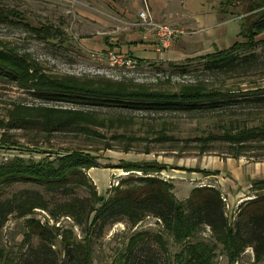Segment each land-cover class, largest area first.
<instances>
[{"label":"rangeland","instance_id":"rangeland-1","mask_svg":"<svg viewBox=\"0 0 264 264\" xmlns=\"http://www.w3.org/2000/svg\"><path fill=\"white\" fill-rule=\"evenodd\" d=\"M225 1L0 0V7L9 12L6 21L0 22V45L27 56L46 75L62 79L105 78L116 85L144 87L152 92H176L181 85L202 80L207 88L215 87L223 92L236 93L234 99L241 100L243 98L240 97L241 92L264 88V48L257 51L261 55L262 64L241 74H208L202 71V65H193L190 70L192 72L180 75L169 66L183 65L188 59L207 55L217 40L208 37V33L210 35L212 30L219 27L226 29V20H229L230 30L231 26L235 28V34L240 31V23L248 15L245 4L247 0H233L237 2L235 8L226 7ZM147 9L155 22L184 31V38L198 36L196 40H188V45L191 43L199 48L198 43H203L204 48L193 53H180L176 59L171 60H167L166 56L171 50L158 53L155 49L153 51L155 53L152 55V52L149 53L152 58L142 63L138 61L139 65L134 71L111 66L107 60L109 50L107 48L125 50L132 42L159 47L155 30L143 25L140 20V13ZM199 23L201 27H198ZM40 28L44 31L55 29H52L50 34H45L47 37L43 39V32L36 31ZM146 35H149L147 39L141 37ZM203 35L212 39L201 40ZM179 39L180 37L175 39L174 45L178 44ZM258 40H264V33ZM235 41L244 42L239 35ZM235 41L230 42L228 46L235 44ZM109 44H112V47H109ZM17 105L28 107L46 105L98 111L99 119H103L105 124L94 128L99 136L92 137L76 136L71 133L46 135L39 130L27 131L0 126V164L16 157L35 161L48 156L54 159L57 154L73 150L90 152L98 157V162L103 166L117 167L122 161H157L167 166L160 176L174 183V192L180 201L186 200L196 186L213 185L220 189L231 225L243 221L239 213L241 206L253 197L250 191L251 180L264 179L262 144H254L253 149H249L236 159L234 151L227 144L214 143L206 152H202L201 145L195 140L207 134L223 133L231 127L236 129L244 126H263L264 108L257 109L237 104L218 112L187 114L74 107L62 103H44L16 83L0 77V121H8L10 113ZM120 137H124L125 140L122 141ZM2 139L7 141L6 145L2 144ZM187 169L219 171V174L205 176L199 172H189ZM92 170L88 171V176L102 196H107L112 186L129 175L121 169H109L104 172L106 179L101 173L104 168ZM22 190L40 192L51 203L52 209L56 203L63 200V197L52 196L42 187L27 184L6 188L3 198H11ZM75 196L87 197L89 191L86 188H79ZM30 218L40 220L41 223L49 221L50 225L71 230L77 241H84L85 233L67 217H61L56 224L50 219L48 211L37 209ZM27 219L28 217L20 218L16 214L9 216L0 231V248L3 250L0 264H25L31 261L32 250L40 247L39 237L32 236L31 240L27 238V234L30 233ZM139 232L147 233L142 245L159 255L160 264H177L175 256L184 248V244H177L153 217H147L137 227L117 223L105 229L98 237L93 236L91 263L124 264L123 257L129 240L134 233ZM156 234L163 235L166 250L156 243L154 238ZM192 241L211 243L209 228L200 231ZM53 249L59 255L63 253L58 244ZM214 260L216 264H233L221 246L216 250ZM234 264H264V257L257 261L254 248L249 247Z\"/></svg>","mask_w":264,"mask_h":264},{"label":"trees","instance_id":"trees-1","mask_svg":"<svg viewBox=\"0 0 264 264\" xmlns=\"http://www.w3.org/2000/svg\"><path fill=\"white\" fill-rule=\"evenodd\" d=\"M224 4L226 7L237 6L233 0H226ZM245 4L248 15L241 21L240 32L244 42H237L227 50L188 59L183 65L169 66L180 75L192 72L193 65H202V71L208 74L230 75L246 73L262 64L257 51L264 48V40H258L264 33V0H247ZM8 15V10L0 7V22H5ZM43 28L36 29L43 32V39L47 37L45 34L55 29L44 31ZM0 77L16 83L44 103L74 107L187 114L218 112L237 104L264 108V88L241 92L240 97L243 98L236 100V93L207 88L202 80L181 85L176 92H152L144 87L116 85L105 78L68 80L46 75L30 58L1 45ZM10 115L8 121H0L1 128L39 130L46 135L71 133L76 136H99L94 128L105 122L99 119L98 111L46 105H17ZM120 139L125 140L124 137ZM195 140L201 145L202 152H206L214 143L227 144L237 159L253 149L254 144H262L264 148V125L231 127L223 133L207 134ZM6 143L2 139V144ZM49 157L40 161L16 157L0 164V231L9 216L16 214L20 218L28 217V240L32 236L41 239L40 247L32 250V259L25 264H92L93 236L98 237L117 223L137 227L147 217L157 219L177 244H184V248L175 256L177 264H216L214 259L219 246L233 264L249 247L254 248L257 261L264 257V179L251 180L253 197L241 206L239 213L243 221L231 225L220 189L213 185L196 186L186 200L180 201L175 195L174 183L160 176L167 166L157 161H122L117 167L103 166L98 162V157L83 150L57 154L54 159ZM93 168L121 169L129 175L112 186L107 196H102L88 176V171ZM187 171L205 176L219 174V171L204 169ZM17 184L42 187L52 196L63 197V200L52 209L51 203L40 192L31 190H22L4 199L5 189ZM79 188H86L89 196H75ZM37 209L48 211L50 219L56 224L61 217L71 219L85 233L84 241H77L71 230L50 225L49 221L41 223L30 218ZM204 228H209L212 242L192 241ZM146 235L139 232L130 238L123 257L124 264H160L159 255L142 245ZM154 238L166 250L163 235L156 234ZM57 244L63 252L60 255L53 249ZM2 254L0 248L1 258Z\"/></svg>","mask_w":264,"mask_h":264},{"label":"crops","instance_id":"crops-1","mask_svg":"<svg viewBox=\"0 0 264 264\" xmlns=\"http://www.w3.org/2000/svg\"><path fill=\"white\" fill-rule=\"evenodd\" d=\"M228 22L229 20H226L225 23L227 25L226 26V29H222V27H219L218 29H214L212 30V32L208 33V37H214L216 38V44L214 43L213 44V47L210 49V51L208 52V54H212V53H215L217 51H223V50H227L229 49L230 47L232 46H228L230 44V42H233L236 40V37L239 35L240 36V32H241V23H240V31L237 32V34H235V28L233 26H231V30H230V25H228ZM198 27H201V23L198 24ZM206 34V33H205ZM185 35V34H184ZM184 35H181L180 36V39L178 41V44L177 45H174L175 41L173 42V44L168 48V49H163L159 39V43L157 44L159 47H156V46H150V45H147V46H143V45H139L141 43H138L136 44V42H132L130 43L131 46H126V49L124 50L123 48H121L120 50L119 49H110V48H107L109 49L107 51L108 52H118V53H125V54H129L131 55L132 57H134L135 59H137L139 62H144L145 60L147 59H151L152 57H150L149 53H151V55L155 52H153L155 49H157L158 53L162 52V51H170L169 54L166 53V56H167V60H171V59H176L178 54L180 53H193L195 51H199V50H202L204 48L203 46V43H198L199 45V48H196L194 47L191 43H189L188 45V40H196L198 36H193V37H190L188 39L184 38ZM183 36V37H182ZM141 37H144V39H147L149 37V35H146V36H141ZM207 36L203 35L201 40L202 39H205V41H208L207 39H212V38H208ZM158 38V37H157ZM143 39V40H144ZM146 42H149V41H146ZM155 42V41H154ZM236 42V41H235ZM234 42V43H235ZM181 43V45H180ZM237 43V42H236ZM110 46L109 47H112V44H109ZM226 45V46H225ZM185 46L187 48H185ZM212 46V45H211ZM108 47V46H107ZM182 48V49H181ZM207 54V55H208ZM181 55V54H180ZM206 56V55H205ZM200 57V56H199ZM98 168H93L92 171H96ZM112 170V169H110ZM106 171H109V169H104V170H101V173L103 174V176L107 179L106 177Z\"/></svg>","mask_w":264,"mask_h":264},{"label":"built area","instance_id":"built-area-1","mask_svg":"<svg viewBox=\"0 0 264 264\" xmlns=\"http://www.w3.org/2000/svg\"><path fill=\"white\" fill-rule=\"evenodd\" d=\"M140 20L143 25L155 30L156 36L158 37L163 49H168L173 44L175 39L185 34L184 31L176 27L155 22L149 15L148 9L140 13ZM107 60L114 68L131 71H134L139 65L138 60L131 55L113 51L107 53Z\"/></svg>","mask_w":264,"mask_h":264}]
</instances>
